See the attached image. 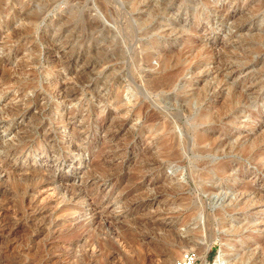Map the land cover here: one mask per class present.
Listing matches in <instances>:
<instances>
[{"label":"rangeland","instance_id":"374dc122","mask_svg":"<svg viewBox=\"0 0 264 264\" xmlns=\"http://www.w3.org/2000/svg\"><path fill=\"white\" fill-rule=\"evenodd\" d=\"M186 251L264 264V0H0V264Z\"/></svg>","mask_w":264,"mask_h":264},{"label":"built area","instance_id":"2783aa9c","mask_svg":"<svg viewBox=\"0 0 264 264\" xmlns=\"http://www.w3.org/2000/svg\"><path fill=\"white\" fill-rule=\"evenodd\" d=\"M198 261L197 254L193 251H186L175 260L172 264H196Z\"/></svg>","mask_w":264,"mask_h":264},{"label":"bare ground","instance_id":"6f19581e","mask_svg":"<svg viewBox=\"0 0 264 264\" xmlns=\"http://www.w3.org/2000/svg\"><path fill=\"white\" fill-rule=\"evenodd\" d=\"M23 176V175H22ZM31 177H33V176H31ZM207 250H208V247L206 248V251H205V253L207 252ZM221 258H222V255H220V256H218L217 258H216V262H215V264H222L221 263ZM202 264H208L207 263V259H205V256H203L202 258Z\"/></svg>","mask_w":264,"mask_h":264}]
</instances>
